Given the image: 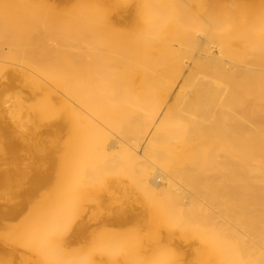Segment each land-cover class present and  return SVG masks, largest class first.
I'll use <instances>...</instances> for the list:
<instances>
[{"label": "bare ground", "instance_id": "1", "mask_svg": "<svg viewBox=\"0 0 264 264\" xmlns=\"http://www.w3.org/2000/svg\"><path fill=\"white\" fill-rule=\"evenodd\" d=\"M0 264H264V0H0Z\"/></svg>", "mask_w": 264, "mask_h": 264}]
</instances>
